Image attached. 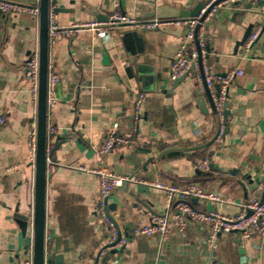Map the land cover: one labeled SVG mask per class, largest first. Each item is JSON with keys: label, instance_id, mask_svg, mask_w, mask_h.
I'll return each mask as SVG.
<instances>
[{"label": "crops", "instance_id": "0c3cea01", "mask_svg": "<svg viewBox=\"0 0 264 264\" xmlns=\"http://www.w3.org/2000/svg\"><path fill=\"white\" fill-rule=\"evenodd\" d=\"M10 1L40 5L41 0ZM207 2L58 0L51 2L50 12L66 27L104 21L116 12L154 20L158 10L163 15L189 13ZM177 20L161 19L167 24L155 31L116 27L106 40L83 31L50 45L49 68L60 81L56 104L48 109V125L55 133L48 139L52 152L45 243L46 254L61 258L62 264H102L104 258L109 264H264V235L246 241L236 233L220 235L211 244L209 227L191 223L164 241L157 235L133 234L134 227L153 215L177 221L168 196L142 181L197 183L220 201L192 198L194 208L226 215L238 214L259 196L264 181V3L225 6L207 24L205 63L216 77L214 86L224 73H243L229 87L227 133L215 141L218 121L205 93L198 94V73L174 81L169 77L185 33ZM39 24L30 15L0 16V117L6 119L0 126V264H33L35 169L28 162V133L37 108L24 67L30 55L39 52ZM258 28L259 39L246 52L240 43ZM132 32L135 35L127 38ZM141 93V117L135 126V102ZM114 123H120L121 132L136 144L101 155ZM205 158L209 170L201 171L196 161ZM102 163L132 179L107 198L111 222L98 212V178L88 171ZM19 215L29 217L26 235ZM113 228L127 236V243L101 258Z\"/></svg>", "mask_w": 264, "mask_h": 264}, {"label": "built area", "instance_id": "2783aa9c", "mask_svg": "<svg viewBox=\"0 0 264 264\" xmlns=\"http://www.w3.org/2000/svg\"><path fill=\"white\" fill-rule=\"evenodd\" d=\"M250 3L259 5L264 0H208L195 18L180 19L175 21L177 25L184 27L185 33L181 44L169 69V77L172 81L186 76L190 72H197L198 84L202 88L203 77L206 79L207 86L211 90L214 103L215 115L218 121L217 139H221L225 135L226 122L225 104L228 99V90L237 76H241L242 71L227 73L226 77L220 78V91L214 92L215 79L212 69L205 63L208 53L207 41V24L214 18L217 13L225 6L232 4ZM208 11V12H207ZM207 13V14H206ZM206 14L205 18L204 15ZM13 15H30L40 21V5H26L10 0H0V16L7 19ZM49 42L50 45L57 40L68 38L72 39L83 31H91L102 40L109 37V31L113 28L128 27L133 30L155 31L160 29L167 23L158 19L140 21L132 16L116 12L107 17L104 21H91L84 23H75L70 26H61L58 24L54 13H49ZM261 34V28L252 31L247 38L244 49L250 52L257 43ZM39 71L40 57L39 52H33L24 67L26 80L30 83L33 102L38 106L39 96ZM60 81V75L50 70L48 73L47 84V106L48 109L56 104V89ZM144 94L141 93L135 102V111L133 119L135 126L141 117V105ZM6 122L5 117H0V126ZM38 125L37 118L30 125L28 133V162L35 169L38 150ZM48 139L50 135L55 133L54 127L48 125ZM135 139L124 135L121 132L120 123H114L105 137V141L100 149L101 155L110 153L117 147L126 145H135ZM52 149L47 146L48 164H50V156ZM197 167L201 171L209 170L208 158L196 161ZM87 170V168H81ZM89 172L95 174L99 183V195L101 201L99 203V214L110 221L107 214L106 199L125 182L132 181L129 177H123L115 174L110 168L102 163L98 167L88 169ZM150 187L163 191L171 201L174 210L177 211V221L171 222L169 215L151 216L146 224H138L133 229L135 235H157L161 240H167L175 229L184 232L187 230L189 223L204 225L209 227L208 241L214 244L220 235H230L236 233L240 240L246 241L255 235H264V181L259 185V196H255L252 200L243 206L242 210L236 215H226L218 211L202 212L196 210L190 203V199L196 198L202 201H220V198L213 192L206 191L197 183L174 184L168 181L156 179L154 181H142ZM127 243V236L118 229L113 228L107 241L106 248L102 251L101 258L106 256L108 251L123 248ZM32 264V263H28ZM98 264H101L99 262Z\"/></svg>", "mask_w": 264, "mask_h": 264}, {"label": "water", "instance_id": "95a60500", "mask_svg": "<svg viewBox=\"0 0 264 264\" xmlns=\"http://www.w3.org/2000/svg\"><path fill=\"white\" fill-rule=\"evenodd\" d=\"M58 3V0H41L40 1V21H39V57H40V71H39V96L37 106V125H38V150L36 158L35 168V201H34V212H33V264H62L61 258H54L52 255L46 254V243H45V223H46V185H47V170H48V106H47V84H48V73H49V13L50 4ZM204 4H199L192 12L180 11L175 13L170 11V15H163L162 10H158L157 19L161 20L164 18L174 19H190L195 18L199 15L203 9ZM166 9V8H164ZM163 9V11H164ZM60 9H54V12H59ZM208 12V11H207ZM175 13V14H173ZM162 14V15H161ZM207 14V13H206ZM206 14L203 18H205ZM107 20V17H104ZM131 35H135V32L127 33V38ZM250 33L247 34L245 39L240 43L244 45L245 41L249 37ZM261 52L264 54V43L261 46ZM227 73L220 75V77H226ZM183 78V77H181ZM179 78V79H181ZM177 79V80H179ZM198 84V83H197ZM198 94L201 92L205 93V96L210 100L212 110L215 113V103L211 93V90L207 86L206 79L203 77L202 88L198 84ZM217 92L220 91V85H215ZM229 91V90H228ZM204 96L199 97V101L204 102ZM225 117L228 118L230 112L228 110V102L225 104ZM228 128L225 130L227 133ZM217 139V136L213 139ZM51 160V158H50ZM108 199L106 200L107 203ZM108 217L112 220L110 215ZM22 220L20 222L23 227L24 235L27 234L29 217L19 215ZM31 238L26 239V248H31ZM118 249L112 250V253H116ZM102 264H109V261L104 258Z\"/></svg>", "mask_w": 264, "mask_h": 264}]
</instances>
